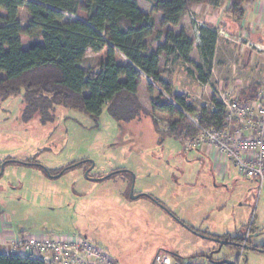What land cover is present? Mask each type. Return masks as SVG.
<instances>
[{
  "label": "rangeland",
  "instance_id": "1",
  "mask_svg": "<svg viewBox=\"0 0 264 264\" xmlns=\"http://www.w3.org/2000/svg\"><path fill=\"white\" fill-rule=\"evenodd\" d=\"M79 2L83 4L84 0ZM137 2L142 12L156 21V31L149 39L155 46L159 33L165 39L163 16L154 11L150 0ZM225 3L220 2L219 9L213 3L192 6L186 13L190 36L185 35L194 43L190 54L194 62L184 64L162 55L164 72L175 63L180 70H194L197 76L198 66L204 68L209 80L203 89L206 91L201 92L196 79L188 75L187 86L179 79L177 90L184 89L207 106L234 96L233 92L227 97L223 94L230 88L229 83L221 84L222 77L232 74L252 80V76H258L254 67L259 69L264 63L263 52L244 47L250 40L247 36L240 37L236 45L223 30L219 19ZM205 8L210 11L209 18L202 15ZM21 14L25 25L26 9ZM76 18L86 20L87 15L79 11ZM200 27H209L219 36L210 72L198 50ZM88 55L85 70L95 64L92 53ZM250 59H254L252 64L248 63ZM147 92V86L143 87L140 98L148 107ZM22 94L0 99V171L4 165L0 225L7 232L15 236H87L119 264H153L162 252L178 261L235 263L239 259L240 264H264V253L251 249L264 248V186L260 188L240 176L233 163L227 165L228 169L224 167L222 174L216 171L199 149L186 148L187 138L180 140L186 130L166 136L173 124L186 127L185 119L153 114L159 136H165L161 143L152 122L141 120L135 110L133 121L124 126L107 109L93 118L58 108L53 123L43 125L38 117L25 123L21 118ZM88 161L95 167L85 164ZM123 171L132 175L134 195H142L138 199H131V177ZM246 236L248 248L242 254L239 247L221 246L218 241L235 243L238 239L241 244Z\"/></svg>",
  "mask_w": 264,
  "mask_h": 264
},
{
  "label": "trees",
  "instance_id": "2",
  "mask_svg": "<svg viewBox=\"0 0 264 264\" xmlns=\"http://www.w3.org/2000/svg\"><path fill=\"white\" fill-rule=\"evenodd\" d=\"M150 1L154 11L163 16L161 28L164 29L178 26L192 6L210 3L217 6L227 2L229 6L225 12L242 20L246 5L256 0ZM23 9L28 14L25 25ZM79 11L87 15L86 20L73 19ZM70 17L72 19L67 20ZM156 25L152 17L142 12L137 0H84L83 4L79 0H0V99L23 93L22 121L28 123L38 117L43 125L54 122L58 108L93 118L107 109L122 126L133 121L135 110L141 120L152 122L159 136L157 123L136 96L142 80L147 78L151 80L147 88L152 97L153 112L183 118L187 123L183 128L173 124L170 135L166 136H171L174 131L182 133L184 129L187 133L180 134L181 141L196 137L198 130L183 112L199 114L205 129L223 128L225 111L222 104L213 102L214 106L201 107V103L189 94L174 93L170 82L162 79L159 72L162 55H173L180 62L191 64L194 43L184 32L175 34L167 30L164 44L156 52L149 53L146 40L154 35ZM199 33L198 50L210 72L219 36L209 27H200ZM162 36L159 33L157 39ZM88 50L94 53L106 51V59L85 70ZM117 53H121L128 63L119 64ZM197 73L199 81L207 84L204 68L198 67ZM258 90L259 86L249 88V94L245 92L243 97H236L237 102L261 100ZM164 138L159 136V143ZM122 173L129 174L132 186V175L127 171ZM0 264L44 263L30 257L0 253Z\"/></svg>",
  "mask_w": 264,
  "mask_h": 264
},
{
  "label": "built area",
  "instance_id": "3",
  "mask_svg": "<svg viewBox=\"0 0 264 264\" xmlns=\"http://www.w3.org/2000/svg\"><path fill=\"white\" fill-rule=\"evenodd\" d=\"M221 104L225 111V122L221 129H205L201 125L199 114L191 115L183 112L184 117L198 130L196 137L189 138L185 142L186 148L217 154L223 166L222 173L225 164L233 163L240 176L256 182L262 188L264 186V99L254 103H239L234 95L222 98ZM206 106L201 104V107ZM213 109L218 111L215 107ZM247 241L248 236L240 244L241 254L247 248ZM7 246L11 255L30 257L44 264H119L103 247L81 235H17L8 241ZM153 264H240V260L235 263L204 262L196 259L178 261L162 252L156 256Z\"/></svg>",
  "mask_w": 264,
  "mask_h": 264
},
{
  "label": "crops",
  "instance_id": "4",
  "mask_svg": "<svg viewBox=\"0 0 264 264\" xmlns=\"http://www.w3.org/2000/svg\"><path fill=\"white\" fill-rule=\"evenodd\" d=\"M213 6L215 7V5H213ZM228 6H229V4L225 3L224 7H222V9H221L222 11H224V15L219 20L222 22L223 30H225L227 35L233 37L236 45H238V43H240V41H241L240 37L247 36L250 40L247 39L246 45H244V47L246 46V47H248V49H255V50H257V52H260L261 54H263L264 53V0H256V1H253L249 4H247L245 7L246 14H245L244 19H242V20L235 19V18L231 17L229 14H227L225 12V10ZM196 7H198V6H196ZM217 8L219 9L221 7L217 6ZM201 12H202L203 16H207L208 18L210 17V15H209L210 11L207 8H205ZM212 16H213V14H212ZM213 18L218 19L219 17L215 16ZM224 19H226V21H224ZM188 23L189 22H187L186 16H184L181 19L178 26H168V27H166V29L172 31L175 34L185 32V34L189 37L190 31L188 29V27H189ZM151 37H149L146 41H147V44L149 45V53H154L157 51V49L160 45L164 44V39L162 37L160 40L156 41L155 46H152L149 43V39ZM237 47L241 48L240 46H237ZM88 52H91L92 57H95L93 59V62L95 61V64L92 66V68L95 67L100 60L102 61V60L106 59V51H102L101 53H94L92 50H88L87 56L85 59V63L88 61V59L90 57V55H88ZM252 55L255 56V53ZM168 57L169 58L174 57L175 59H177L173 55H169ZM116 60L119 64H122V65H125L128 63V60L121 53H117ZM190 60L192 62H194V60L191 57H190ZM163 61H164V57L162 56L160 59L159 72H161V77L165 82H167V81L170 82V86L172 87V90L174 93L189 94L191 98L193 97V95L191 93L185 91L184 89H183V92H180L179 90H177V81L179 79L182 82L181 85H183L184 87L187 86V83H186L187 75L196 79L201 92L206 91L203 89H206L208 87V83L202 84L199 81L198 76L194 70H190L189 68H185V69L180 70L179 67L177 68L175 66L176 65V63H175L174 65L169 66L170 71L164 72L162 69L163 68ZM253 61H254V59H250L248 61V63L252 64ZM178 62H179V60H178ZM260 65H262V66H259V69H255V67H254L255 71H253V72L258 73L257 74L258 76H254V77L252 76V78H251L252 80H250V78H247V79L237 78L236 76H232V74L230 77L229 76L222 77L221 80H223V81L221 82V84H224V83L228 84L229 83L228 85L230 88L228 91H225V93H223V94L226 95L228 92H233L236 97H243V94L245 92L248 93L249 88H251L253 86H257V87L259 86L258 91L260 92V96H262L264 99V67H263L264 63L262 62ZM185 66L188 67L187 65H185ZM198 67H201V66H198ZM213 72H214V70H212V73ZM228 80H229V82H228ZM251 81H253V82L250 83ZM245 82H247V83H245ZM145 83H149V80L147 78H144L142 80V83L139 86V90H138V93L136 96H137L139 102L141 103V105L143 106V108L150 115H153V114L160 115L161 113H154L153 112L152 105H151L152 97L148 94V92H147V96L149 97L148 107H147V105L143 104L144 102L141 101L142 99L140 98V95L142 93V89H143V87H146L148 85V84L145 85ZM184 84H186V85H184ZM214 86L216 87V85H214ZM205 93L209 94V92H205ZM223 94L220 93V95H223ZM143 95H144V92H143ZM200 95H199V97H200ZM263 99H261V101ZM200 152L202 154H204V156L206 158H208L212 167L214 169H216V171H221L223 169V166L221 165V163L219 162V159L216 156L217 154L209 153L208 151H200ZM229 164L230 163H228L227 165H229ZM227 165L225 164V166H227ZM226 168L228 169V166ZM1 220H2V217L0 216V223L2 222ZM7 231H8V229H3L2 225H0V253L5 254V255H11V253L8 249L7 243L11 238H13L15 236L14 235L15 233L14 232L10 233ZM84 237L87 238V236H84Z\"/></svg>",
  "mask_w": 264,
  "mask_h": 264
},
{
  "label": "water",
  "instance_id": "5",
  "mask_svg": "<svg viewBox=\"0 0 264 264\" xmlns=\"http://www.w3.org/2000/svg\"><path fill=\"white\" fill-rule=\"evenodd\" d=\"M95 167V164L94 162L91 161V169ZM3 169H4V165L2 166V169L0 171V177L2 176L3 174ZM48 173L49 171L46 170ZM62 174V173H61ZM61 174L57 175L56 177H59L61 176ZM110 177V176H109ZM130 196H131V199L132 200H135V199H138L139 197H141L142 195H134V181L132 182V186H131V189H130ZM219 241V244L221 246H234V247H240L241 245L240 244H237V243H233V242H226V241H223V240H218Z\"/></svg>",
  "mask_w": 264,
  "mask_h": 264
},
{
  "label": "flooded vegetation",
  "instance_id": "6",
  "mask_svg": "<svg viewBox=\"0 0 264 264\" xmlns=\"http://www.w3.org/2000/svg\"><path fill=\"white\" fill-rule=\"evenodd\" d=\"M89 163H91V162L89 161ZM49 173H50V172H49ZM86 175H87L88 178H91V179L93 178V177L90 175V172H87ZM102 179H103V178H102ZM93 180H94V179H93ZM223 241H224V240H223ZM235 241H237V242H235V243L240 244L238 239L235 240ZM226 242H229V241H226ZM251 246H252V245H251ZM251 246H250V247H251ZM263 247H264V246H263ZM247 248H248V247H247ZM251 249H252L253 251H256V252H263V253H264V248H262V247L252 246Z\"/></svg>",
  "mask_w": 264,
  "mask_h": 264
}]
</instances>
